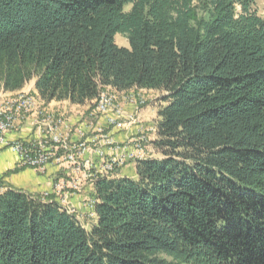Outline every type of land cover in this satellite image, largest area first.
<instances>
[{
    "label": "trees",
    "instance_id": "obj_1",
    "mask_svg": "<svg viewBox=\"0 0 264 264\" xmlns=\"http://www.w3.org/2000/svg\"><path fill=\"white\" fill-rule=\"evenodd\" d=\"M255 3L0 0V91L34 81L43 103L90 109L104 88L161 94L156 157L98 177L90 225L42 194L0 193V264H264Z\"/></svg>",
    "mask_w": 264,
    "mask_h": 264
},
{
    "label": "built area",
    "instance_id": "obj_2",
    "mask_svg": "<svg viewBox=\"0 0 264 264\" xmlns=\"http://www.w3.org/2000/svg\"><path fill=\"white\" fill-rule=\"evenodd\" d=\"M20 103H30V99L24 97L10 103L0 101V148L11 150L17 156L20 167L35 169L41 173L46 172L51 164L66 166L69 180L59 178L53 188L56 199H61L63 204L67 200L63 189L67 185L75 190L79 189L80 176L92 180L104 169H118L127 165L126 155H133L134 158L136 154L147 156L146 152L142 151V141L145 138L143 136L132 138L122 145L117 143L110 133H105L104 128L94 127L91 122H84L83 125L92 129L91 136H87L89 132H86L84 127L74 131L75 126L64 117L48 119L47 125H39L37 120H33L32 111H20ZM133 104L143 105L137 101ZM96 110L105 115L107 127L114 130H125L136 123L134 115H126L120 106H104ZM27 121L32 123L37 137L28 141L9 139V135ZM91 153L99 162L87 157ZM93 168L96 169L95 172L92 171ZM50 195L49 192L43 193L42 199H49Z\"/></svg>",
    "mask_w": 264,
    "mask_h": 264
},
{
    "label": "rangeland",
    "instance_id": "obj_3",
    "mask_svg": "<svg viewBox=\"0 0 264 264\" xmlns=\"http://www.w3.org/2000/svg\"><path fill=\"white\" fill-rule=\"evenodd\" d=\"M254 9L259 16L264 17V0H256ZM115 40H116V43L120 47L130 48L129 41L123 35L118 34L115 37ZM30 86H31V82L25 86L26 92H23L20 94L29 95L31 97L34 96V99L37 102V107L40 111H44L47 113H53V115L56 117H64V118L69 120L68 115L64 114L63 112L55 111V110H53V111L47 110V108L44 105H41L40 102H42V101L39 98H37L35 89H34V91H32V90L29 91ZM101 93H104V95H108L110 97L115 95V98H116L115 102L117 105L120 106L121 110L126 115H134V117L136 118V123L127 127L125 130L133 129V132L135 134L131 137V139L132 138H140L142 136L145 137V140L142 141L143 142L142 143V151H145L147 156L145 157L144 154H140V156H142L143 158L142 159L139 158V159H136L134 161H131L132 158H127V160H126L127 165H125L121 168H118V169H107V170L104 169V170H102V172L97 173V175H95L94 179H92V180L84 179L80 176L79 178H81V181H80L79 189L75 190L68 185L63 189V194H66V196H67V198H66L67 200L65 201L64 204H63V201H61V199H56L55 194L53 192L54 183L58 179H56L54 181L52 187L49 190H46L44 192V193L49 192L51 194L49 199L52 198L54 200H57L67 212H69L73 215H76L86 226L90 225L96 217L95 207H94L95 197L93 196V190H94L93 186H94L95 181L98 179V177L106 176V175H114V177H115L121 170L128 167L129 165L136 164V162L139 160L147 159L149 157H156L155 152L153 151V148L151 147L150 143L155 138V127H154L153 118L155 116H157L156 115L157 112L155 113L153 108L154 107L156 108L161 94L156 92V91L134 89V90H131L130 92L124 93L123 95H119L117 93V91L113 90L112 88H104ZM20 94H18V95H20ZM18 95L7 97V98H4L0 101H4L7 99H14ZM134 100L135 101L143 100L144 104L143 105L133 104ZM97 104L98 103L96 102L94 108H92V109L89 108L87 111L82 112L81 114H78L81 116L82 121H81L80 125L74 127L75 128L74 131L77 128H81V127L83 128L84 127L83 129L86 132H89L87 136L93 135L92 129H87V128H85L86 126H83L84 122L85 123L91 122L94 125V127L95 126L101 127V126L97 125V123H96L97 118H101V117L104 119L105 124L107 126L105 115L103 116L102 114H99L96 110ZM110 112L112 114V111H110ZM35 119H36V116L33 115V120H35ZM125 130L119 131V130H114V129L108 127L107 129H105V133H110V135L114 138V140L117 143L125 145L127 142L131 141L130 138L124 142H119L116 140V138L114 136L115 134L112 133V132H123ZM87 156L90 159H93L94 162H99V160L94 156V154L91 153L90 155H87ZM22 168H24V167H22ZM33 170H35V169H33ZM35 171H37V170H35ZM92 171L95 172L96 169L93 168ZM37 172H39V171H37ZM62 178L65 179L66 181L69 180L68 176L62 177ZM76 195H78V196L82 195L83 196L82 201H80L81 202L80 205H76L74 202H72L73 197H75Z\"/></svg>",
    "mask_w": 264,
    "mask_h": 264
},
{
    "label": "crops",
    "instance_id": "obj_4",
    "mask_svg": "<svg viewBox=\"0 0 264 264\" xmlns=\"http://www.w3.org/2000/svg\"><path fill=\"white\" fill-rule=\"evenodd\" d=\"M35 83L34 81L31 82V86L29 91H34ZM26 88V87H25ZM25 88L20 91L16 92H3L0 91V100L18 95L20 93L26 92ZM130 92V91H128ZM119 95H123L127 92H117ZM41 105H44L47 110H55L63 112L64 114L68 115L70 122L76 127L80 125L82 118L80 115L82 112H85L89 109V106L80 107L71 105L69 102H52L50 104H45L40 102ZM119 106V105H118ZM129 107V106H128ZM154 112L156 113L157 110L154 107ZM47 113V112H45ZM52 114L53 113H47ZM157 115V114H156ZM156 116L153 118L155 121ZM36 120V119H35ZM30 121V120H29ZM25 122L20 128L12 132L9 135V139L14 141H28L37 137L36 131L31 122ZM97 125L107 129L108 127L105 124L104 119L97 118ZM115 134V138L119 142H124L135 134L133 129L125 130L123 132H112ZM88 157V156H87ZM142 159L143 157L140 154H136L135 158H132L131 161L136 159ZM134 177L136 175V164L129 165L128 167L124 168L119 172L118 175ZM68 176V170L66 166H58L51 164L48 166L47 171L44 173L37 172L33 169L29 168H22L19 166L17 156L9 149L0 148V180L2 183L0 184V193L6 190V187L11 186L18 190H21L30 195H41L46 190H49L54 181L56 179ZM82 195H76L73 197L72 202L76 205H80V201H82ZM96 217L94 221H96Z\"/></svg>",
    "mask_w": 264,
    "mask_h": 264
},
{
    "label": "bare ground",
    "instance_id": "obj_5",
    "mask_svg": "<svg viewBox=\"0 0 264 264\" xmlns=\"http://www.w3.org/2000/svg\"><path fill=\"white\" fill-rule=\"evenodd\" d=\"M27 98L30 99V103H20V111H32V115L36 116V120L38 121L39 125H47L48 123V119H52V118H56V116L52 115V114H47L44 111H41L38 109L37 107V102L34 99V96L31 97L29 95H25V94H20L17 97H15L14 99H7L4 100L3 103H10V102H14V101H19ZM115 95L113 96H108V95H104V93L100 94L99 99L96 101L97 104V108L100 107H118V105L115 102ZM133 103H136V101L134 100ZM137 103L139 104H144L143 100H138ZM41 107V106H40ZM145 140V138L143 139V141ZM127 158H133L132 155H126V160ZM107 170V169H105ZM96 203V199L94 201V205Z\"/></svg>",
    "mask_w": 264,
    "mask_h": 264
}]
</instances>
